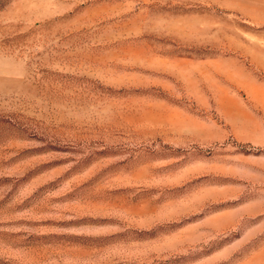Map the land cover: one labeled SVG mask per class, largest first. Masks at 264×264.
I'll use <instances>...</instances> for the list:
<instances>
[{
	"label": "rangeland",
	"instance_id": "rangeland-1",
	"mask_svg": "<svg viewBox=\"0 0 264 264\" xmlns=\"http://www.w3.org/2000/svg\"><path fill=\"white\" fill-rule=\"evenodd\" d=\"M0 264H264V0H0Z\"/></svg>",
	"mask_w": 264,
	"mask_h": 264
}]
</instances>
